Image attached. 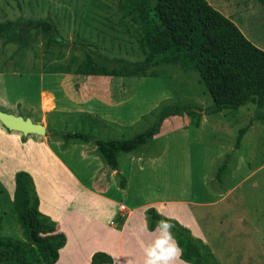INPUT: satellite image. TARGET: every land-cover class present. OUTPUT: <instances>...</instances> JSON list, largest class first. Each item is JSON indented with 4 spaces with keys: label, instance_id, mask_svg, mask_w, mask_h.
<instances>
[{
    "label": "rangeland",
    "instance_id": "rangeland-1",
    "mask_svg": "<svg viewBox=\"0 0 264 264\" xmlns=\"http://www.w3.org/2000/svg\"><path fill=\"white\" fill-rule=\"evenodd\" d=\"M207 1L264 51V0ZM116 3V0H0V23L50 19L64 40L49 42L50 35H36L35 29L21 33L20 38L27 40L29 47L21 45L22 39L15 42L0 37V111L33 121L40 99L44 107L51 102L45 86L49 84L54 89L51 92L56 108L47 116L48 130L81 131L85 124L78 128L80 122L75 112L82 109L73 103V99L80 102L77 96L74 98V86L91 80L97 81V85L122 86L125 91L119 103L91 101L80 106L103 111L114 119H106L117 125L110 128L107 124L104 137L127 138L153 124L166 105L177 103L200 109L210 106L212 98L198 73L172 64L159 63L146 76L77 77L82 73L76 66L84 53L78 46L85 45L93 53L108 58L132 62L143 58L136 42V27L130 21L125 26L126 18L121 20L123 27L119 24ZM40 85L43 90L39 92ZM255 109L254 104L246 103L234 112L205 115L207 122L202 126H199L202 114L197 125L187 114L167 117L153 139L136 150V160L147 165L140 173L136 172V162L129 165L135 171L129 173L130 184L125 185L123 192L110 187L116 186L117 178L109 179L104 173L106 163L91 141L49 137L48 146L70 170L72 177H69L48 153L40 135L33 136L35 142L24 143L7 135L18 131L8 130L0 122V233L26 242L13 207L14 175L24 171L31 176L30 194H36L42 201L47 212L43 213L53 222L65 221L70 228L67 246L72 249L73 241V262L77 244L88 241L86 237L94 233L101 234L94 227H105L109 219L121 218L114 215L112 208L103 207L100 198L87 202L85 192L79 189L80 184L100 183L108 186L106 193L113 196L117 193L118 197L123 194L133 202L156 193L171 197L166 201L170 202L168 205L158 201L140 207L143 222L146 223V209L151 207L164 217H176L191 236L208 245L221 264H264V123L254 118ZM244 126L247 129L235 148V135ZM126 156L119 155L121 164ZM223 162L227 170L218 180L216 173ZM120 172V178L128 177L122 165ZM195 200L212 204L194 206ZM69 217L73 221L65 220ZM136 237L129 238L121 253L126 264H143L144 248L154 238L141 232ZM121 256L117 264H121ZM32 264L46 263L34 257ZM176 264L191 263L178 258Z\"/></svg>",
    "mask_w": 264,
    "mask_h": 264
},
{
    "label": "trees",
    "instance_id": "trees-1",
    "mask_svg": "<svg viewBox=\"0 0 264 264\" xmlns=\"http://www.w3.org/2000/svg\"><path fill=\"white\" fill-rule=\"evenodd\" d=\"M116 1L119 24L123 27L122 18L127 19L123 21L125 26L129 21L134 24L136 42L143 58L133 62L119 57L108 58L77 44L84 53L76 70L85 75L117 78L151 75L159 63L172 64L184 71H196L212 98V104L204 109L177 103L166 105L153 124L127 138L103 140L81 131H58L59 136L67 140L91 141L107 166L116 169L119 155L148 144L159 132L164 119L170 116L187 114L197 125L202 113L234 112L246 103H252L256 107L254 118L264 123V51L251 43L230 18L207 0ZM30 29H35L36 35H50L49 42H64L50 19L1 22L0 37L20 42L21 33ZM28 44L27 40L21 42L25 47H29ZM75 60L73 54L74 63ZM246 129L247 126L241 127L235 135V148L239 147ZM226 170L227 164L223 162L216 178L220 180ZM14 180L13 207L26 242L0 233V263L32 264L35 257L40 262L54 264L58 250L65 244V234L56 222L39 210L38 196L30 194L31 176L21 171L14 175ZM146 211L148 230L155 229L158 221L165 218L175 225L172 232L182 249L181 260L191 264H221L208 245L191 236L187 227L160 215L152 207ZM88 264H113V259L108 252L98 250L91 254Z\"/></svg>",
    "mask_w": 264,
    "mask_h": 264
},
{
    "label": "crops",
    "instance_id": "crops-1",
    "mask_svg": "<svg viewBox=\"0 0 264 264\" xmlns=\"http://www.w3.org/2000/svg\"><path fill=\"white\" fill-rule=\"evenodd\" d=\"M29 45V44H28ZM9 57L11 58L12 55L10 54ZM81 76L82 79H85L87 75L85 74H81V75H77V77ZM111 82V81H110ZM99 84L97 81H89V82H81V83H77L76 86H74V90L73 93L75 95L74 98L80 100V102H78L76 99H73V103L78 107V109H82L81 112H77L79 110H77L75 113H77V118L78 121L80 122V125H78V128H81L82 124H85L84 127L81 129V132H85L87 134H91L92 136L99 138V139H103V138H107L109 139V137H104V135L102 134L104 132V130L107 129V127L110 126L111 127H115L117 124L116 123H108V121L106 119L110 118L111 121H114V119L112 117H110L107 113L103 112V111H99L96 110L94 111V109L91 108H84L80 105L86 103V102H91V101H96L100 104H106L109 102H112L113 104L119 103L121 102V95L124 94L125 89L117 86V87H112V86H108V85H97ZM43 85H40L39 87V92L43 90ZM46 89L50 92V97H51V102L48 104V106L44 107L43 103H42V99H40V103L39 106H37V109L35 110L37 113L34 117V122H38L44 125L46 133L45 135H40L41 140L43 141V145L46 148V150L48 151V153H50V155L52 156V158L58 162V165L64 170L65 174H67V176L72 177V173L70 172V170L60 161V159L58 158L57 155H55L50 147L48 146V139L50 136L53 135H58L57 132L55 130H47L46 127L49 126V121H48V114L51 113L55 108H56V104L54 105L53 100H54V95L51 92V85H45ZM127 89V88H126ZM49 96H47L48 98ZM116 102V103H114ZM213 114H219L218 113H213ZM205 115H210V114H205L202 113V121L200 120V125L202 126L204 124V122H207V119L205 117ZM171 117V116H170ZM86 119V120H85ZM165 120V119H164ZM89 121V122H87ZM86 122V123H85ZM126 123V122H125ZM107 124H109V126H106ZM128 126H132V125H128ZM117 127H124V125L122 126H117ZM105 128V129H104ZM79 129H76L74 131H78ZM80 131V130H79ZM7 135H12L11 137H15L16 139H20L21 141L23 140L24 143H30L32 141H34L33 136L36 134H29V135H23L21 132H17V133H13L10 132ZM23 136H25V138L23 139ZM61 137V136H60ZM35 142V141H34ZM135 152H130V153H126V160H124V164L122 163H118V167L116 169H110L106 166V164H103L104 167L106 168L104 170V173L107 174L109 179H114L117 178V180L115 181L116 186H110L113 187L115 189L116 192H123V189L125 187V185L127 183H129L132 174H129L135 170L130 169L129 165L131 163H137V171L138 173H140L144 168L145 165L147 164H140L137 160H136V156H135ZM31 155H33L31 153ZM140 159V158H139ZM30 161V156L27 159ZM119 161V160H118ZM148 163V162H147ZM124 166L125 170H127L128 174H127V178L122 177L120 178V166ZM30 167V166H29ZM32 167H30L31 169ZM31 173V170H30ZM125 176V175H123ZM102 185H103V181ZM130 184V183H129ZM101 184H95V183H91V185H84V184H80L79 185V189H81V191L85 192L86 195V201L93 203L94 202V198H100L103 201V207H109L113 209L114 215L115 214H119L121 218H114V219H109V222L106 224L105 227L100 226V227H94V230L97 231H102L101 234L99 232L98 233H94L93 235L87 236L86 238L89 239L86 242H82L80 244H77V251H76V260L75 262H73V241L72 243V249L69 248L67 246L70 236H69V231L70 228L67 226V223L63 220H57V226L59 228L60 231L64 232L65 236H66V242L64 244L63 247H61L58 251V258L55 262V264H88L89 263V259H90V255L94 252V251H98V250H102V251H106L109 254H111L113 257H118L121 256V253L123 251V248L125 247V244L127 243V241L129 240V238L131 237L132 239L134 237H136L138 235L139 232H141L143 235L153 238L154 237V232L153 230H148L145 226L146 223L143 222L144 219L141 218V213L142 211L139 210L140 207L145 206L147 204L153 203V204H158V201H164L162 203H166L168 205V203L170 202H166L168 200H170L171 197L167 198L165 197L164 194H160V193H156L155 196H151V197H147L146 199H143L142 201H134L130 200V199H125L124 195L122 194V197H118L117 193H115V195H110L108 193H106L108 191V186H100ZM215 187V186H213ZM157 192V191H155ZM129 196V194H128ZM139 202V203H138ZM214 202V201H212ZM161 203V204H162ZM176 203V202H175ZM175 203H171V204H175ZM192 204L194 206H205V205H210L212 204L211 202H205V201H193ZM39 206H40V210L42 212H44L45 214L47 213L46 210L44 209L43 203L42 201L39 202ZM126 212V214H125ZM169 212V211H168ZM122 215V216H121ZM171 218H174L176 220H178L176 217H172V216H168ZM116 219V220H115ZM65 220H72L73 221V217H69L66 218ZM145 221V220H144ZM179 222V220H178ZM104 224V223H103ZM138 224V226L136 225ZM71 231V230H70ZM73 233V232H71ZM137 238V237H136ZM63 256L62 260L60 261V258ZM119 258V257H118ZM119 262V260L117 261ZM126 260L121 256V264H126L125 263Z\"/></svg>",
    "mask_w": 264,
    "mask_h": 264
},
{
    "label": "clouds",
    "instance_id": "clouds-1",
    "mask_svg": "<svg viewBox=\"0 0 264 264\" xmlns=\"http://www.w3.org/2000/svg\"><path fill=\"white\" fill-rule=\"evenodd\" d=\"M174 227L167 218L158 221L153 229L154 238L144 248L143 264H176L182 249L173 235ZM119 259L113 257V264H117Z\"/></svg>",
    "mask_w": 264,
    "mask_h": 264
},
{
    "label": "water",
    "instance_id": "water-1",
    "mask_svg": "<svg viewBox=\"0 0 264 264\" xmlns=\"http://www.w3.org/2000/svg\"><path fill=\"white\" fill-rule=\"evenodd\" d=\"M0 122L8 129L21 132L23 135L30 133L45 135L43 124L32 121L29 117H22L12 113L0 111Z\"/></svg>",
    "mask_w": 264,
    "mask_h": 264
}]
</instances>
